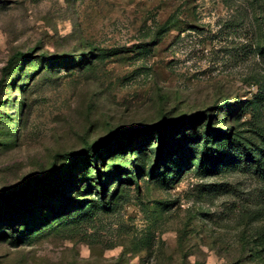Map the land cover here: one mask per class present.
<instances>
[{
	"label": "rangeland",
	"instance_id": "obj_1",
	"mask_svg": "<svg viewBox=\"0 0 264 264\" xmlns=\"http://www.w3.org/2000/svg\"><path fill=\"white\" fill-rule=\"evenodd\" d=\"M0 79V264H264V0H0Z\"/></svg>",
	"mask_w": 264,
	"mask_h": 264
},
{
	"label": "trees",
	"instance_id": "obj_2",
	"mask_svg": "<svg viewBox=\"0 0 264 264\" xmlns=\"http://www.w3.org/2000/svg\"><path fill=\"white\" fill-rule=\"evenodd\" d=\"M29 56H30V53L29 54H25V55H23V54H21V53H19L18 54V57H20V58H23V59H27V58H29ZM13 62H11L10 63V65L12 64ZM2 82V80L0 79V86H1V83ZM162 129V130H161ZM158 130H160L159 131V133L158 134H160V139L162 140V144H161V147L162 146H164V143H165V141H164V131H163V128H160V129H158ZM216 132V134H215V136L216 137H219V136H221V135H223L224 134V132H221V131H215ZM205 135V138H204V140H203V147H207L206 145H207V140H208V138H210V132L209 131H206V133L204 134ZM199 136L200 135H198V138H199ZM215 140V139H214ZM164 141V142H163ZM232 141H234V137H231V138H227V139H224L223 141H222V143L223 144H225V146L224 147H226V146H228V145H230V144H232L233 142ZM93 146H90V148H92ZM242 148L243 149H245V151H247V148L246 147H244V146H242ZM157 151L158 150H156L155 151V155H157ZM213 153H214V151H212ZM226 152V151H225ZM264 152V151H263ZM262 153V151L260 150L259 151V153L257 154V153H254V152H250V151H248L247 153H245L243 156L245 157V158H248L249 160H250V162L251 163H253V164H259V162H261V159H262V155H260ZM91 158H93V156H91ZM155 166H158L159 164H160V161H161V158L160 157H155ZM212 162L213 163H215L216 164V160H215V158H213L212 159ZM91 164H92V166L95 168V170H97L98 171V166H97V163H96V161H95V159L93 160V161H91ZM155 166H153V169H154V167ZM99 185V184H98ZM99 188V190H100V192H102L104 189H103V187H100V186H98Z\"/></svg>",
	"mask_w": 264,
	"mask_h": 264
}]
</instances>
